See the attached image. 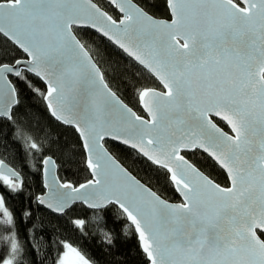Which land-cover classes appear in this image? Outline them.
Here are the masks:
<instances>
[{"label":"snow or ice","instance_id":"obj_1","mask_svg":"<svg viewBox=\"0 0 264 264\" xmlns=\"http://www.w3.org/2000/svg\"><path fill=\"white\" fill-rule=\"evenodd\" d=\"M109 3L118 17L96 0H0V40L26 56L0 63V121L15 124L28 154L41 157L45 191L36 204L59 214L78 202L116 208L147 264H264V0H164L165 18L138 0ZM81 28L121 50L141 78L162 85L135 90L146 116L113 90L75 34ZM13 74L42 98L51 118L78 134L90 178L73 184L55 174L56 162L15 117L21 101ZM107 140L162 171L180 202L137 179L110 154ZM196 150L223 170L227 184L189 161L186 154ZM24 167L0 160V241L7 244L0 264L35 255L34 224L21 239L32 213L14 204L26 184ZM72 223L83 229L85 221ZM53 243L51 264H92L70 240Z\"/></svg>","mask_w":264,"mask_h":264},{"label":"trees","instance_id":"obj_2","mask_svg":"<svg viewBox=\"0 0 264 264\" xmlns=\"http://www.w3.org/2000/svg\"><path fill=\"white\" fill-rule=\"evenodd\" d=\"M99 6L118 17L117 11L106 0H96ZM152 15L158 18L166 17L164 0H138ZM78 38L90 46L95 58L101 62L108 73V80L113 90L130 107L144 115L137 101L135 90L139 87H155L161 90L154 80L143 79L138 75V68L133 66L125 54L106 39L90 29H77ZM23 53L0 40V63L12 64L16 59H24ZM23 71V70H22ZM32 85L44 89L42 82L27 74ZM19 92L20 104L15 109L18 123L24 127L28 135L34 136L38 143L44 146V155L51 156L56 162L57 176L62 181L73 184L84 182L90 178L85 163L82 145L78 135L70 128L61 125L50 117L42 98L33 92L28 84L17 77H9ZM220 126L228 131L221 122ZM124 167L137 177L143 184L151 187L163 199L179 202V197L168 183L164 173L145 158L138 156L133 150L113 141L105 145ZM189 161L222 185L227 184L225 173L200 151L186 154ZM41 157L35 153L28 154L24 140L17 136L16 125L8 121H0V160L9 167L18 170L23 162V175L26 184L23 191L14 200L21 214L25 210L32 213L31 222L21 227V239L28 234V229L36 226L35 239L29 237V242L35 249V255H25L24 264H51L56 256L53 241L68 239L74 243L92 264H147L134 229L119 215L118 210L109 207L105 210H90L82 204H75L63 215H55L35 202V195L44 191L42 174L39 171ZM31 198V199H30ZM74 219H83V229H77L72 223ZM109 239L111 243H109ZM0 248L6 249V241H0ZM6 258H11L5 252Z\"/></svg>","mask_w":264,"mask_h":264},{"label":"water","instance_id":"obj_3","mask_svg":"<svg viewBox=\"0 0 264 264\" xmlns=\"http://www.w3.org/2000/svg\"><path fill=\"white\" fill-rule=\"evenodd\" d=\"M107 1V3L110 5V3H109V0H106ZM117 11V10H116ZM117 13H118V11H117ZM119 14V13H118ZM120 15V14H119ZM81 29H84V28H81ZM91 31H93V32H95L94 30H92V29H90ZM98 34V33H97ZM99 35V34H98ZM104 39H106V38H104ZM109 42V41H108ZM121 51V50H120ZM23 55L25 56V54L23 53ZM25 58H26V56H25ZM24 58V59H25ZM21 70H23V69H21ZM10 77H15V75L13 74V75H10ZM157 82V81H156ZM158 83V82H157ZM43 84V83H42ZM44 85V84H43ZM158 85H159V83H158ZM160 86V88H161V90H162V85H159ZM140 106V105H139ZM140 108H141V110H142V112H143V109H142V107L140 106ZM144 113V112H143ZM144 115L146 116V113H144ZM59 123V122H58ZM62 125V124H61ZM63 126H65V125H63ZM66 127H68V126H66ZM228 131H229V129H228ZM78 135V134H77ZM107 141H111V140H107ZM114 142V141H113ZM116 143H118V142H116ZM119 144V143H118ZM197 151H200V150H197ZM201 153H202V151H200ZM204 154V153H203ZM204 155H206L207 156V154H204ZM210 159V158H209ZM6 164V163H5ZM222 170V169H221ZM223 171V170H222ZM55 174L57 175V167H56V169H55ZM42 185H43V178H42ZM44 188V187H43ZM44 191H45V189H44ZM177 194V193H176ZM177 196H178V194H177ZM179 197V196H178ZM180 200H181V198L179 197V202H180ZM170 202V201H169ZM179 202H170V203H179ZM79 203V202H78ZM77 203V204H78ZM80 204V203H79ZM86 208H87V206L86 205H84ZM43 207V206H42ZM46 209V208H45ZM88 209V208H87ZM46 210H48V209H46ZM90 210H92V209H90ZM49 212H51L50 210H48ZM67 211V210H66ZM52 213V212H51ZM53 214H55V215H63V214H59V213H53ZM136 236H137V234H136ZM137 239H138V236H137ZM138 242H139V240H138ZM139 245H140V243H139ZM141 248V247H140Z\"/></svg>","mask_w":264,"mask_h":264}]
</instances>
